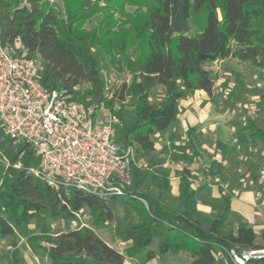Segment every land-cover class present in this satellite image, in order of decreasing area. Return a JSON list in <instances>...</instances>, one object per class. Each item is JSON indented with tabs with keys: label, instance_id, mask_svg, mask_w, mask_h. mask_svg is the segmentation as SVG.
I'll list each match as a JSON object with an SVG mask.
<instances>
[{
	"label": "trees",
	"instance_id": "obj_1",
	"mask_svg": "<svg viewBox=\"0 0 264 264\" xmlns=\"http://www.w3.org/2000/svg\"><path fill=\"white\" fill-rule=\"evenodd\" d=\"M60 12L47 0H0V34L3 45L20 53L37 54L44 64L41 82L50 88H63L71 99L79 100L75 90L84 82L91 89L89 103L99 106L105 100L104 80L94 47L113 67H124L130 76L108 100L107 108L121 123L122 144L136 152L155 150L153 136L164 134L176 118L178 101L202 90L213 93L214 81L205 64L217 59L234 58L264 69V0H61ZM125 5L136 7L125 11ZM99 15L92 27L85 24ZM25 50V51H24ZM132 50V53L128 51ZM135 55V56H134ZM264 82V73L262 76ZM160 87L162 94L151 99ZM134 98L132 115L121 116L115 101L124 103L126 92ZM81 101L85 102L84 99ZM86 103V102H85ZM237 133L252 145L264 148V125L247 115ZM195 153V147H192ZM10 163L19 159L8 187L0 190V237L13 235L15 228L26 225L39 213L57 218L73 217L86 207L92 223L113 219L115 205L125 204L137 221H128L116 230L138 249L156 240V252L149 249L148 260L155 254L188 252L189 264H213L217 249L225 253L232 247H264V228L257 234L245 223L235 232H224L230 205L218 217L204 224L195 208L189 188V170L182 168V206H176L160 193L141 190L144 176L134 160L131 185L122 195L106 198L93 193L71 191L59 196L53 188L27 172L33 162L32 149L21 144L10 152ZM192 157L189 163L192 162ZM260 240V242H258ZM43 251L49 264H124L123 254L110 246L87 226L60 232ZM20 264V258H13Z\"/></svg>",
	"mask_w": 264,
	"mask_h": 264
},
{
	"label": "rangeland",
	"instance_id": "obj_2",
	"mask_svg": "<svg viewBox=\"0 0 264 264\" xmlns=\"http://www.w3.org/2000/svg\"><path fill=\"white\" fill-rule=\"evenodd\" d=\"M47 1L60 10V12L63 11L61 0ZM92 2L93 0H86L87 5H90ZM135 10V6L125 5V11L133 12ZM99 19V15L94 16L91 21L85 24V27L92 28ZM93 52L99 60L102 77L105 83L104 93L106 98L102 103L104 107H107L108 100L113 97L114 91L122 83H128L130 81V76L124 67L121 66L118 68L111 66L108 63V59L99 51L98 47H94ZM128 52L132 53V50ZM32 57L37 60L42 72L44 64L39 56L33 54ZM204 66L211 72V77L214 81L212 95L208 96L206 93L200 94L198 92H192L188 94L186 98L180 99L178 101L176 118L169 129L164 134L156 133L153 136L157 149L150 153L132 150V158L141 174L144 176V183L141 186V190L160 193L164 198L176 206H180V201L183 203V194L181 193L182 168H189V184L197 189V184L201 185L202 180H204L203 178L209 179L208 182L212 183L216 179L215 174L218 172L221 174L224 169L221 160L218 162L215 159H210L207 162V166L205 165L204 167V164H206L204 163V156L213 155L214 150H217V153L222 151L224 155L227 156L226 152L229 151V146L221 143L223 141H221L218 132L216 133L213 131L211 127L207 129L188 127L187 125L182 126L181 121H184L182 117L188 112L190 107V110L193 111L194 109L195 112L197 109L208 110V108H211L215 110L217 114L223 116L221 120L222 124L224 123L234 130L238 145L243 144L247 147H252L248 150L250 153H247L248 164L238 159L236 156L240 153L235 152L236 155L232 157L234 160L231 164L233 168H244V170H248L250 173L252 172L251 174H254L256 170L264 169V148L261 145H254L253 147L244 134L238 135L237 133L238 127L245 123V117L247 115L257 120L260 125H264V82L262 79L264 69L255 68L249 63L239 62L231 57L208 62ZM75 90L79 94V100L84 99L88 105L96 106L89 103L91 101L92 92L88 84L81 82ZM161 94V88L157 87L152 91L151 99L154 100ZM133 106L134 98L131 93L127 91L124 103L115 101L114 110L116 111L121 108V116L123 119L128 120L132 115ZM104 113L105 112L102 110H97L96 116L100 117ZM190 117L195 120L193 113ZM110 120L112 139L114 142L122 144L121 123L117 118H112V116H110ZM191 132H195V134L198 132L201 142L197 141L196 138L195 145L197 150L195 153V160L193 164L190 165L188 164V160L193 154L190 140ZM200 133L203 134L200 135ZM214 138L215 141L212 140ZM211 141L215 142L214 148L211 147V153L207 154L206 150L201 152V143L209 146ZM17 146L19 145L11 143L0 136V156L3 158L9 159L10 152ZM235 146H237V144ZM227 157H229V155ZM12 173L13 170L6 173L5 166L0 163V190L7 189ZM172 177L179 178V185L175 182L174 185L170 184L167 188L165 184ZM238 186L240 188L241 184ZM247 189L251 188L248 187ZM253 189L256 190L255 188ZM177 191L178 194L175 193ZM205 196L206 195H203V197ZM233 197L234 194H232V198ZM236 197H241V200L239 202L235 201L234 203L233 212L230 213L227 223L224 226L225 233L230 231L235 232L232 229L235 227L234 218H236L237 213H240L241 210L245 211L247 214L250 213L249 209L248 211L238 207L239 205L247 206L245 199L246 197L249 199L250 193L248 192L244 194V196H239V194H237ZM252 199L255 202L256 198L254 195ZM212 207V218L218 217L223 211L224 203L221 200L216 202ZM198 213L202 223L207 224L211 220L210 217H205L202 213ZM128 221H137L136 216L131 213L127 205L120 203L115 205L113 219L101 225L92 223L89 210L86 207L78 212V216L74 215L73 217H66L64 214H61L57 218H52L47 212L39 213L30 220L28 224L16 227L13 235L3 238L0 237V264H13V258H20V264H49V260L44 255L43 251L35 248L34 244L47 247L46 242L51 244L55 243L56 236L60 232L72 228H79L81 226H87L94 234L110 246L118 249L123 248L122 252L126 260L130 263L148 264L150 260L147 259L146 253L149 249L153 251L157 250L156 240L143 250L138 249L134 244L128 245L127 239L116 230L118 226L124 225ZM258 242H260V240H258ZM190 260V254L188 252H181L178 257L171 254H168L166 257H157L155 263L171 264L173 263L172 261H174L178 264H188Z\"/></svg>",
	"mask_w": 264,
	"mask_h": 264
},
{
	"label": "built area",
	"instance_id": "obj_3",
	"mask_svg": "<svg viewBox=\"0 0 264 264\" xmlns=\"http://www.w3.org/2000/svg\"><path fill=\"white\" fill-rule=\"evenodd\" d=\"M20 50L19 42L15 49L3 45L0 34V136L31 147L27 172L59 196L73 190L102 198L122 195L131 185L133 152L112 139L110 116L115 115L103 103L88 105L42 83L37 60ZM97 110L105 113L97 117ZM0 163L21 166L19 159L11 164L2 156ZM226 255L231 264H248L264 260V247H232Z\"/></svg>",
	"mask_w": 264,
	"mask_h": 264
},
{
	"label": "crops",
	"instance_id": "obj_4",
	"mask_svg": "<svg viewBox=\"0 0 264 264\" xmlns=\"http://www.w3.org/2000/svg\"><path fill=\"white\" fill-rule=\"evenodd\" d=\"M194 92L195 93L198 92L200 94L205 93L202 90H196ZM190 109L191 107L189 108L188 112H186L182 117V119L184 120V121H181L182 126L187 125L188 127H196V128L198 127V128H207V129L211 127L213 131H215L216 133L218 132L221 138V141H223L221 143H224L227 146H229V151H228L229 154L228 152H226L227 156L229 155V157L224 155L222 151L217 153V150H214L213 155L204 156L205 157L204 163H206L204 164V167L205 165L207 166L208 164L207 162L210 159L212 160L215 159L218 162L221 160V162L223 163L221 164L222 166H224V169L221 173L222 175L219 172L215 174L216 179L212 183L208 182L209 179L203 178L204 180H202L201 185L197 184L198 185L197 189L192 187L191 184H189L190 191L194 194L196 210L202 213L205 217L208 216L212 218L213 217V207L212 206L215 205L216 202H219L221 200L224 203V199L227 198L229 201V205H230V213H232L235 201L239 202L241 200V197L238 198L236 197V195L239 194V196H244V194L249 192L250 193L249 199L248 197H246L245 199L247 206L239 205L238 207L244 210L249 209L250 213L247 214L245 211H242V210L240 213H237L236 218H234L235 227H233L232 230L236 231L239 223L242 222V223H245L246 225L251 226L255 230V232L258 230L256 233L259 234L261 229L264 228V169L256 170L254 174H251L252 172L250 173L248 170H244V168L238 169L236 167L233 168L231 166L234 160L232 157L236 155L235 152L240 153L239 155L236 156L238 159H241L242 161L246 162V164H248L249 161H248L247 153H250L248 152V150H250L252 147H247L246 145H243V144L238 145L236 136L234 135V130H232L229 126L225 125L224 123L222 124L221 120L223 116H221L220 114H217L215 110H212L211 108L210 109L208 108V110L197 109L195 112L194 109L193 111H191ZM192 113L194 114L195 120L192 117H190ZM201 134L203 133H200V135ZM196 138H197V141L201 142V140H199L198 132L196 134L195 132H191L190 134L191 149L194 146L195 153L197 150V147L195 145ZM212 140L215 141V138ZM236 144L237 146H235ZM213 146H215V142L213 141H211L209 146H206L204 143H201V146H200L202 149L201 152L206 150L207 154H209L211 153L210 150H211V147ZM252 146L254 147V145ZM155 149H157L156 145H155ZM195 153H193L191 156L193 158L192 162L189 163V160H188V164L190 165L193 164L195 160ZM187 169L189 170V168ZM178 179L179 178L177 177H172L169 181L167 182L165 181L166 182L165 185L167 186V188H168V185L170 184L174 185L175 182L177 185H179L180 181ZM181 179H182V174H181ZM188 179H190V177ZM240 184H241V187L239 188L238 185ZM248 187L251 189H247ZM253 188H255L256 190H254ZM175 193L178 194V191ZM181 193H182V189H181ZM207 194H208V197H207ZM232 194H234L233 198H232ZM203 195H206V196L203 197ZM253 195L256 198L255 202L252 199ZM182 204L183 203H181L180 201V206H182ZM256 228H259V229H256ZM127 242H128V245L132 244L130 240H127ZM115 249L119 250L123 254L122 252L123 248L122 249L115 248ZM168 254L170 253L163 255V257H166ZM171 255H175L178 257L179 253L171 254ZM157 257L160 258V256L155 254V256L152 259H150V261H148L149 262L148 264H156L155 261ZM174 261H172L173 263L171 264H178V263H175ZM189 263L190 261L188 262V264ZM124 264H132V263L127 261L124 256ZM213 264H231V261L223 250L217 249V259ZM248 264H264V260L251 261Z\"/></svg>",
	"mask_w": 264,
	"mask_h": 264
}]
</instances>
